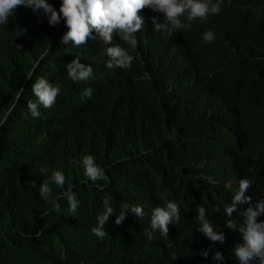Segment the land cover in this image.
I'll return each mask as SVG.
<instances>
[{
    "label": "trees",
    "instance_id": "1",
    "mask_svg": "<svg viewBox=\"0 0 264 264\" xmlns=\"http://www.w3.org/2000/svg\"><path fill=\"white\" fill-rule=\"evenodd\" d=\"M221 9L219 15L198 19L186 32L170 37L174 48L196 61L209 100L204 112L171 110L194 97L176 89L166 93L167 85H162L158 99L157 84L165 80L166 68L152 55L162 31L138 40L131 73L133 80L140 79V99L155 126L148 149L143 122L117 120L109 139L60 142L31 133L8 153L0 152V264H239L233 251L243 242L238 226L225 233L226 228L214 226L225 236L222 243L205 239L190 219V208L219 202L226 189L220 172L214 177L202 168L199 176L190 168L207 159L208 169L220 161L241 163L252 181V197L264 198V0H223ZM208 30L214 31V42H204ZM14 66L13 60L0 63V101L16 96L24 84V72ZM85 110L95 119L103 118L101 110ZM83 152L95 156L105 169L101 183L122 182L128 170L142 166L148 170L143 176V202L178 198L182 217L171 235L156 230L149 239L150 233L130 221L105 229L104 239L94 235L91 229L98 225L100 207L91 214L87 208L100 190L85 183L79 162ZM194 152L199 153L190 161ZM41 168L47 171L42 173ZM56 170L63 171L66 184L64 188L51 184L52 197L46 202L39 188ZM32 180L35 188L30 186ZM69 184L79 193L78 214L71 213L61 198ZM119 205L120 201L114 206L116 213ZM209 218L222 226L221 212L214 210ZM217 251L223 253V261L213 258Z\"/></svg>",
    "mask_w": 264,
    "mask_h": 264
},
{
    "label": "clouds",
    "instance_id": "2",
    "mask_svg": "<svg viewBox=\"0 0 264 264\" xmlns=\"http://www.w3.org/2000/svg\"><path fill=\"white\" fill-rule=\"evenodd\" d=\"M221 8L223 0H0V63L13 60L25 74L17 95L0 101V152L8 153L31 133L60 142L109 139L117 120L143 122L148 149L155 126L149 108L140 99V79L133 80L131 73L135 60L132 52L138 40L154 30L162 31L152 55L166 68L165 80L157 84L158 99L162 85H167L166 93L176 89L194 97L171 110L204 112L209 100H205L208 96L202 89L196 61L174 48L170 37L181 30L186 32L198 19L206 21L210 15H219ZM215 39L213 30L203 34L205 43ZM87 107L101 110L103 118L90 116ZM142 154L147 152L142 150ZM207 162L190 168L199 176L202 168L214 177L220 172L226 189L219 194V202L190 208V219L195 220L205 239L222 243L223 233L238 226L243 242L233 251L239 264H264V198L252 197V181L241 163L220 161L208 169ZM80 163L87 177L85 183L100 190L87 208L88 213L100 207L94 235L103 239L105 229L120 227L126 221L150 233L149 239L156 230L165 237L171 235L182 217L181 203L178 198L143 202L147 169L139 166L128 170L122 182L101 183L106 173L95 156L85 155ZM46 171L41 168L42 173ZM51 184L64 188L65 174L53 171L43 182L39 194L46 202L52 197ZM30 186L35 188L36 181H30ZM76 189L69 184L61 196L73 214H78L81 206ZM214 210L227 215H222L221 227L209 218ZM214 226L226 229L217 233ZM202 255L207 257L208 252ZM213 258L223 261L224 255L217 251Z\"/></svg>",
    "mask_w": 264,
    "mask_h": 264
},
{
    "label": "bare ground",
    "instance_id": "3",
    "mask_svg": "<svg viewBox=\"0 0 264 264\" xmlns=\"http://www.w3.org/2000/svg\"><path fill=\"white\" fill-rule=\"evenodd\" d=\"M212 28H213V27H212ZM208 29H209V28H208ZM227 44H228V43H227ZM59 52H60V51H59ZM14 68H15V66H14ZM14 70H15V69H14ZM16 70L19 71V68H18V69L16 68ZM17 73H18V72H17ZM19 74H20V73H19ZM11 96H12V95H11ZM9 99H10V98H9ZM5 100H6V99H5ZM241 111H242V110H241ZM82 142H83V141H82ZM86 143H87V142H86ZM92 144H93V142H92ZM92 144H91V145H92ZM87 145H88V144H87ZM82 146H83V144H82ZM82 146H81V147H82ZM78 147H80V146H78ZM85 149H86V147H85ZM91 149H93V147H92ZM90 151H91V150H90ZM87 152H88V150H87ZM83 153H84V152H83ZM5 154H6V153H5ZM84 154H85V153H84ZM92 154H93V153H92ZM0 155H1V154H0ZM3 155H4V154H3ZM85 155H86V154H85ZM70 157H71V156H70ZM79 157H80V156H79ZM77 158H78V157H77ZM79 159H80V158H79ZM68 160H69V159H68ZM62 161H63V160H62ZM64 162H65V161H64ZM79 162H80V160H79ZM63 164H64V163H63ZM79 165H80V164H79ZM74 166H75V165H74ZM63 167H64V166H63ZM66 167H67V165H66ZM77 167H78V166H77ZM77 167H76V168H77ZM74 169H75V167H74ZM62 170H63V169H62ZM62 170H61V172H63ZM77 170H78V168H77ZM77 170H76V171H77ZM80 170H81V169H80ZM61 190H62V189H61ZM80 201H81V200H80ZM84 206H85V205H84ZM89 213H90V212H89ZM90 214H91V213H90ZM180 220H181V219H180ZM193 221H194V220H192V222H193ZM184 222H185V220H184ZM184 222H183V223H184ZM186 222H189V221H186ZM90 223H91V222H90ZM93 225H94V224H93ZM93 225H92V226H93ZM92 226H91V227H92ZM94 226H96V225H94ZM187 226H189V225H187ZM177 227H178V226H177ZM110 228H111V227H110ZM112 228H113V227H112ZM92 229H93V227H92ZM92 229H91V230H92ZM113 229H114V228H113ZM113 229H112V230H113ZM106 231H107V230H106ZM115 231H116V230H115ZM173 231H174V230H173ZM173 231H172V232H173ZM112 233H115V232H112ZM112 233H111V234H112ZM100 239H101V238H100ZM103 239H104V238H103ZM105 239H106V238H105ZM98 241H99V240H98ZM102 241H103V240H102ZM100 243H102V242H100ZM214 244H215V243H214ZM208 246H209V245H208ZM210 247H212V246H210ZM210 247H208V248H210Z\"/></svg>",
    "mask_w": 264,
    "mask_h": 264
},
{
    "label": "water",
    "instance_id": "4",
    "mask_svg": "<svg viewBox=\"0 0 264 264\" xmlns=\"http://www.w3.org/2000/svg\"><path fill=\"white\" fill-rule=\"evenodd\" d=\"M222 215H223V216H227V215H226L224 212H223V213H221V216H222Z\"/></svg>",
    "mask_w": 264,
    "mask_h": 264
}]
</instances>
